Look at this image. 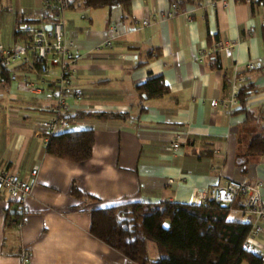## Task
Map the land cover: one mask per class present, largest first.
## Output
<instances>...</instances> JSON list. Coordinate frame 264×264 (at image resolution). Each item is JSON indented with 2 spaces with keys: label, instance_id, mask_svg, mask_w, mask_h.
I'll return each mask as SVG.
<instances>
[{
  "label": "crops",
  "instance_id": "0c3cea01",
  "mask_svg": "<svg viewBox=\"0 0 264 264\" xmlns=\"http://www.w3.org/2000/svg\"><path fill=\"white\" fill-rule=\"evenodd\" d=\"M20 1L21 10L4 18L0 44L6 47L18 40V20L34 19L24 23L32 29L48 14L41 0ZM173 3L132 0L127 7L92 8L69 0L62 13L65 40L81 56L73 84L84 92L80 100L66 98L70 114L128 113L72 119L71 129H94L93 153L86 161L47 153L36 126L56 106L59 69L42 76L36 65L18 62L8 68L18 79L0 75V168L26 180L39 168L20 229L7 227L6 210L15 203L0 194V264H23L25 250L28 264H136L90 233V211L99 207L137 201L199 204L211 187L230 179L261 183L264 200V154L248 153L250 140L264 130V3L195 0L169 16ZM107 39L111 46L103 45ZM216 39L236 44L231 55H219L220 67L210 51ZM248 62L256 68L236 69ZM238 74L251 86L246 110H239L238 100L231 103ZM158 75L169 92L143 97L136 86ZM23 79L36 89L25 88ZM214 100L217 106L211 105ZM175 134L182 137L178 152L170 148ZM74 183L96 200L72 195ZM227 219L250 218L233 207ZM247 246L264 260V234Z\"/></svg>",
  "mask_w": 264,
  "mask_h": 264
},
{
  "label": "trees",
  "instance_id": "16d2710c",
  "mask_svg": "<svg viewBox=\"0 0 264 264\" xmlns=\"http://www.w3.org/2000/svg\"><path fill=\"white\" fill-rule=\"evenodd\" d=\"M131 2L132 0H83L85 6L92 8L127 7ZM190 2L195 0H174L178 8ZM34 21L27 17L18 20L19 26L14 33L16 39H25L30 30H20L21 25ZM219 55L214 54V65L217 67H220ZM1 74L9 75V70L3 68ZM136 88L143 97L149 99L163 97L169 92V86L162 75L150 77ZM250 88L244 83L240 87L237 95L239 110H246L245 102ZM127 115L128 113L108 114L98 111L74 115L69 113L67 118L72 121L74 117ZM94 141L93 128L74 130L67 127L51 134L45 149L47 153L57 157L83 162L92 156ZM248 153L264 154V130L250 140ZM71 193L82 200H96L95 196L84 192L76 183L72 184ZM10 202L15 203V206L10 204L6 210V225L20 229L24 224L25 205L14 198ZM233 207L243 209V200L238 198L231 206L210 196L199 204L172 201L156 204L138 201L120 203L91 210L90 233L136 264H263L262 253L250 249L246 244L251 222L227 219Z\"/></svg>",
  "mask_w": 264,
  "mask_h": 264
},
{
  "label": "built area",
  "instance_id": "2783aa9c",
  "mask_svg": "<svg viewBox=\"0 0 264 264\" xmlns=\"http://www.w3.org/2000/svg\"><path fill=\"white\" fill-rule=\"evenodd\" d=\"M212 5L215 0H207ZM252 3H264V0H239ZM44 9L48 12L47 16L40 19L37 25L29 29L27 24L21 25L20 30H30L25 39L16 40L10 47L0 44V75L3 68H11L18 62H29L36 65L38 72L42 76H49L54 68L59 69L56 76V91L58 92L56 106L52 109V115L48 118L36 122L40 133L44 136L47 144L49 136L55 133L58 128H67L71 121L67 118L70 113V105L66 98L72 97L80 100L84 96L81 88L73 84L76 64L81 58L80 55L72 51L65 40V21L63 11L69 5V0H42ZM178 5L172 4V16L177 11ZM147 23V21H144ZM48 26L51 28L48 29ZM113 33L117 30L113 27ZM103 45L111 46V41L106 40ZM235 43L230 40L216 39L212 43L210 51L214 54L225 53L231 55L235 49ZM101 46H97L99 49ZM256 68L255 62L245 64L237 63L236 69L253 70ZM16 72H11V79H18ZM234 88L231 94L232 105L237 104V95L240 87L245 81L244 76H236ZM24 87L35 90V84L23 79ZM217 100L211 102L212 106H217ZM182 137L175 134L171 140L170 148L173 152L180 150ZM38 166L31 171L33 180H26L15 171L0 168V194L7 193L11 198L17 199L19 203H24L31 196L33 184L38 173ZM262 184L257 185L240 180L230 179L224 185L213 186L208 190L207 195L200 197L206 199L208 196L214 200L231 206L238 198L243 199L244 212L249 216L252 227L246 240L248 244L252 238L264 234V200L261 193ZM22 227V225H21ZM23 264L30 262V253L24 251L22 257Z\"/></svg>",
  "mask_w": 264,
  "mask_h": 264
},
{
  "label": "rangeland",
  "instance_id": "374dc122",
  "mask_svg": "<svg viewBox=\"0 0 264 264\" xmlns=\"http://www.w3.org/2000/svg\"><path fill=\"white\" fill-rule=\"evenodd\" d=\"M26 1H34V0H26ZM21 3L22 2L20 0H0V40H1V37L6 36L4 27L7 24V21L4 20V18L6 17L13 18V17H10L12 15L11 13L20 11L21 5H22ZM41 4L43 6L42 0H41ZM7 14L8 16H6ZM69 129L71 128L69 127Z\"/></svg>",
  "mask_w": 264,
  "mask_h": 264
},
{
  "label": "water",
  "instance_id": "95a60500",
  "mask_svg": "<svg viewBox=\"0 0 264 264\" xmlns=\"http://www.w3.org/2000/svg\"><path fill=\"white\" fill-rule=\"evenodd\" d=\"M51 27L50 26H48V29H50ZM12 213L14 212V211H11Z\"/></svg>",
  "mask_w": 264,
  "mask_h": 264
}]
</instances>
